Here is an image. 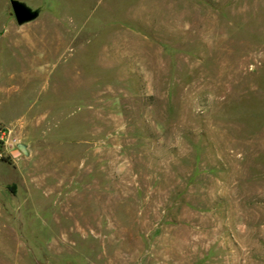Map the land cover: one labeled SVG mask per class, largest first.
I'll use <instances>...</instances> for the list:
<instances>
[{"label":"rangeland","instance_id":"1","mask_svg":"<svg viewBox=\"0 0 264 264\" xmlns=\"http://www.w3.org/2000/svg\"><path fill=\"white\" fill-rule=\"evenodd\" d=\"M0 0V264H264V0Z\"/></svg>","mask_w":264,"mask_h":264},{"label":"water","instance_id":"2","mask_svg":"<svg viewBox=\"0 0 264 264\" xmlns=\"http://www.w3.org/2000/svg\"><path fill=\"white\" fill-rule=\"evenodd\" d=\"M15 21L19 24L33 20L38 15L37 9H32L19 0H10Z\"/></svg>","mask_w":264,"mask_h":264}]
</instances>
